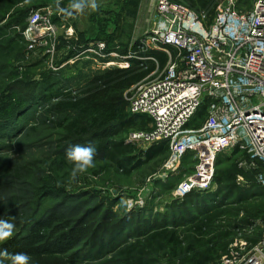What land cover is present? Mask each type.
<instances>
[{
	"label": "rangeland",
	"instance_id": "1",
	"mask_svg": "<svg viewBox=\"0 0 264 264\" xmlns=\"http://www.w3.org/2000/svg\"><path fill=\"white\" fill-rule=\"evenodd\" d=\"M255 1L235 0L234 5L239 10L247 11ZM70 2L60 0L61 7L67 8ZM132 2L136 5L133 6ZM98 3L100 7L96 11L74 13L64 18L67 20L65 27L78 35L77 40L47 38L34 49H28L23 42L16 41L0 50V164L12 167L16 174L14 177L0 174V216H15L12 221L15 224L13 236L0 242V248L3 243L19 237L21 232H27L32 222L55 207L72 218L76 226L81 225L79 220L87 216L85 226H92V230H96L101 217L107 212L116 214L118 218L142 215L147 221L163 216L172 212L171 208L177 201L172 191L191 172L192 159L187 157L179 175L165 181L156 179L165 161L161 156L126 177L105 167L95 157L94 167L79 174L75 182H70L73 164H62L56 156L65 136L56 124L63 118L72 117V114L45 116L46 105L43 103L46 98L32 101L30 94L40 92L43 85L53 90L59 87L77 89L95 73L129 66V59L125 56H128L130 47L152 28L157 0H103ZM55 5L56 0H25L18 3L13 12L18 21H25L31 13L46 8H50L52 18L63 16L57 12ZM64 29L59 28L60 35ZM14 31L17 33L18 28ZM96 41L104 42L107 52L112 51L117 56L110 60L99 59L89 52L83 53L89 42ZM78 49L83 53L82 59L61 67L63 58L69 52L76 55ZM124 51L126 53L123 55ZM170 53L176 55L175 52ZM163 70L155 69L147 79L158 77ZM56 81L58 84L54 88ZM47 120H51L50 123ZM127 134L122 132L120 137L126 138ZM137 148L145 152L150 146L137 145ZM244 153L235 157L229 152L222 153L218 165H215V173L236 165L237 184L252 192L253 196L242 206L245 213L247 210L256 211L257 215L253 218L255 224L251 228L252 223L241 221L243 213L238 217L241 221L239 230L236 229L232 235L233 239L241 237L249 242L260 235L257 224L264 218V187L256 186L255 182L258 172L264 174V165L251 163ZM253 186L258 188L251 189ZM215 189L216 186L211 185L205 195H213ZM226 220L233 222V218ZM244 230L252 234L248 235ZM91 245L92 240L87 236L74 252L55 255L59 263L56 260L51 264H99L109 258L104 248L98 253L89 254ZM75 255L80 257L75 258ZM157 260L158 264H168L165 259ZM3 264H6L4 260ZM210 264H215V261Z\"/></svg>",
	"mask_w": 264,
	"mask_h": 264
},
{
	"label": "trees",
	"instance_id": "2",
	"mask_svg": "<svg viewBox=\"0 0 264 264\" xmlns=\"http://www.w3.org/2000/svg\"><path fill=\"white\" fill-rule=\"evenodd\" d=\"M22 1L25 0H0V50L10 47L16 41L28 46L21 34L14 31L16 28L22 31L27 25V20L15 19L13 12ZM174 1L203 16L205 23L210 24L217 6L226 0ZM132 5L136 4L132 2ZM55 18L54 16L52 21ZM139 45L140 40L128 50L135 54V58L128 60V67L95 73L77 89L59 87L53 90L42 84L40 92L30 94L32 101L46 98L47 101L43 103L46 105L43 114L45 116L72 114V117L63 118L56 124L57 129L62 130L65 135L62 139L63 145L56 153L62 164H72L66 158V151L74 145L95 147V157L103 162L105 167L112 168L126 177L158 157L163 156L166 159V142L151 145L144 152L139 150L136 144L127 143L125 138L120 137L122 132L150 128V120L147 117L129 115L127 98L135 85L145 80L155 69L163 70L168 62L166 53L151 49L139 52ZM80 52L78 49L77 54ZM170 52L174 53L173 50ZM125 53L126 51L123 55ZM76 55L73 56L69 52L66 57ZM141 58H153L155 61ZM57 84L56 81L53 87ZM205 115L206 109L203 107L187 128L200 127ZM47 121L50 123L51 120ZM243 153L235 149L231 154L235 157ZM235 167L236 165L215 173L212 185H215L216 189L213 195L191 192L182 200L176 201L171 208L172 212L148 221L142 215L118 218L116 214L107 212L101 217L96 230H92V226H85L87 216L79 220L83 226H76L72 218L55 207L32 222L27 232H21L16 239L12 238L3 243L0 251L7 249L11 254L25 253L30 257L29 264H51L57 260L55 255L74 252L75 247L89 236L92 240L89 254L98 253L103 248L107 251L109 258L99 264H158V258L165 259L168 264L216 263L235 240L232 235L236 229L239 230L241 221L252 223V228L255 224L253 218L257 215L256 211L252 210L244 212L243 203L253 195L249 189L237 184L238 173ZM0 174H3V177L16 175L12 167L1 164ZM256 186L251 189L259 187ZM243 213L241 221L238 220ZM4 215L2 214L0 219L11 222L14 220L13 214ZM227 218H233V222H226ZM263 220L264 218H261V221ZM244 232L247 233L246 230ZM247 234L251 235L252 232ZM259 238L260 235L249 242L255 243ZM4 261L11 264L7 259Z\"/></svg>",
	"mask_w": 264,
	"mask_h": 264
},
{
	"label": "built area",
	"instance_id": "3",
	"mask_svg": "<svg viewBox=\"0 0 264 264\" xmlns=\"http://www.w3.org/2000/svg\"><path fill=\"white\" fill-rule=\"evenodd\" d=\"M234 1L219 4L206 24L203 16L183 4L157 0L152 28L140 39L139 52H164L168 62L161 75L130 90L129 115L147 117L150 128L129 131L125 140L168 144V155L155 177L161 181L179 175L185 158L192 159L191 172L172 191L176 200L211 189L222 153L238 149L251 163L264 165V0H256L247 11L237 9ZM52 16L50 8L31 13L26 27L18 29L28 49L56 36ZM86 52L99 59L113 60L115 55L101 41L89 43ZM127 55L126 59L135 58L131 52ZM203 107L201 126L187 129ZM261 175L256 174L255 182L263 188ZM257 226V242L235 239L215 264H264V220Z\"/></svg>",
	"mask_w": 264,
	"mask_h": 264
},
{
	"label": "clouds",
	"instance_id": "4",
	"mask_svg": "<svg viewBox=\"0 0 264 264\" xmlns=\"http://www.w3.org/2000/svg\"><path fill=\"white\" fill-rule=\"evenodd\" d=\"M56 10L59 14L66 16H72L76 14H84L86 11H96L100 5L98 0H71L70 4L65 7H61L60 0H56ZM96 149L93 146H80L74 145L67 149L66 158L72 162L73 168L70 173V182H75L79 174H83L89 168L94 167V158ZM260 182L264 183V175L258 177ZM15 230V224L10 220L0 219V242L6 241L13 236ZM0 264H3V260L7 259L11 264H29L30 257L25 253L11 254L4 249L0 251Z\"/></svg>",
	"mask_w": 264,
	"mask_h": 264
},
{
	"label": "crops",
	"instance_id": "5",
	"mask_svg": "<svg viewBox=\"0 0 264 264\" xmlns=\"http://www.w3.org/2000/svg\"><path fill=\"white\" fill-rule=\"evenodd\" d=\"M65 17H67V16L66 15H63V16L58 15V17H56L55 19H53V21H54L53 23L56 25V36H55V38L57 37V39L59 38V39L65 40V41L77 40L78 35L75 34L72 31L71 28H66L65 27L66 26V23H67V20L64 19ZM60 27H62L63 29L65 28L63 34H61V35L59 34V31H58ZM81 57H82V55H78L77 57H71V58L65 56L63 58V62L61 64V67L69 66L70 64L73 63L74 60L75 61H77L78 59L81 60L82 59Z\"/></svg>",
	"mask_w": 264,
	"mask_h": 264
},
{
	"label": "water",
	"instance_id": "6",
	"mask_svg": "<svg viewBox=\"0 0 264 264\" xmlns=\"http://www.w3.org/2000/svg\"><path fill=\"white\" fill-rule=\"evenodd\" d=\"M101 1H103V0H98V2H101Z\"/></svg>",
	"mask_w": 264,
	"mask_h": 264
}]
</instances>
